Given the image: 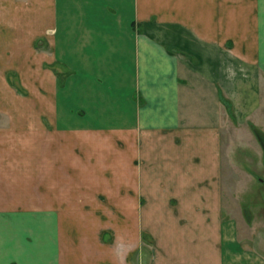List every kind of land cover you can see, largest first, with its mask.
Segmentation results:
<instances>
[{
    "label": "crops",
    "instance_id": "1",
    "mask_svg": "<svg viewBox=\"0 0 264 264\" xmlns=\"http://www.w3.org/2000/svg\"><path fill=\"white\" fill-rule=\"evenodd\" d=\"M250 125L264 0H0V264H264L223 211Z\"/></svg>",
    "mask_w": 264,
    "mask_h": 264
},
{
    "label": "rangeland",
    "instance_id": "2",
    "mask_svg": "<svg viewBox=\"0 0 264 264\" xmlns=\"http://www.w3.org/2000/svg\"><path fill=\"white\" fill-rule=\"evenodd\" d=\"M250 137H244L243 142L249 141V146L239 147L234 155V166L227 167L223 177L224 187V216L236 220L237 232L242 244L249 247V239L253 229L264 227V130L257 125H250ZM239 129H233L231 136L239 137ZM247 154V155H246ZM250 154V155H249ZM249 155V157H248ZM248 226V227H247ZM142 264L152 261V243L145 239Z\"/></svg>",
    "mask_w": 264,
    "mask_h": 264
},
{
    "label": "trees",
    "instance_id": "3",
    "mask_svg": "<svg viewBox=\"0 0 264 264\" xmlns=\"http://www.w3.org/2000/svg\"><path fill=\"white\" fill-rule=\"evenodd\" d=\"M63 76H60V78H62ZM62 82V79H60V83Z\"/></svg>",
    "mask_w": 264,
    "mask_h": 264
}]
</instances>
